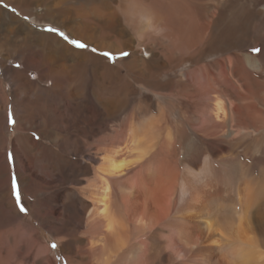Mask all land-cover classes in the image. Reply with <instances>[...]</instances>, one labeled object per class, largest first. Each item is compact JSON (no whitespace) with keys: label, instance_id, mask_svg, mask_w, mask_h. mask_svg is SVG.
I'll return each mask as SVG.
<instances>
[{"label":"bare ground","instance_id":"obj_1","mask_svg":"<svg viewBox=\"0 0 264 264\" xmlns=\"http://www.w3.org/2000/svg\"><path fill=\"white\" fill-rule=\"evenodd\" d=\"M179 1H172V7L176 8ZM4 6L29 16L34 24L64 30L70 38L92 46L93 51L73 50L54 35L18 20ZM191 7L188 41L194 44L205 24H216L208 13L207 19L198 14L197 4ZM166 8V0H0V203L11 194V166L31 215L33 207L28 198L53 191L59 204L58 219L63 222L58 230L71 239L61 246L62 250L79 245L77 251L87 253V257H79L81 262L152 264L147 236L157 231L169 232L160 242L156 257L161 264H183L188 260L207 264V251L194 249L210 240L216 245V252L224 255L221 264H264V207L248 215L256 199L264 198V182L255 191L256 184L245 183L237 195V205L244 207L243 215L225 223L217 216L222 204L213 207L215 215L210 212L215 179L209 157L204 162L206 173L196 167V152L184 154L180 163L186 170L183 173L177 160L173 163L176 166H167L170 159L165 155L169 157L168 147L172 145L156 142L159 135L157 130L153 132L152 121L138 128L129 125L122 136L124 142H117L120 132L115 125L110 135L102 134L103 118L115 119L118 111L126 107L117 97L122 90L121 86L117 90V82L131 80L140 89H149L158 96L169 87L170 84L162 85L151 77L158 62L179 53L165 23ZM212 9L208 6L206 11ZM257 12L264 19V4ZM135 45H143L140 52L135 51ZM123 49H129L130 55L124 60L119 58L113 67L101 56L102 52L120 55ZM151 56L153 62L148 61ZM259 58L242 64H259ZM119 65L133 77L122 75ZM159 67L167 70L169 65ZM168 73H163V78ZM210 95L208 118L214 124L225 122L228 116L223 100L215 91ZM10 117L15 119L11 141L6 136ZM212 128L208 129L209 134ZM165 132L169 137L168 129ZM68 184L76 188H66ZM34 186H38V192ZM9 203L0 211L10 210L23 231H34L30 220L24 222L14 212L13 203ZM54 222L52 217L45 220L49 229H53ZM250 222L255 227L252 235ZM78 225L80 228H76ZM241 228L249 230V236L239 233ZM56 240L60 241L57 237ZM221 241L227 246L222 247Z\"/></svg>","mask_w":264,"mask_h":264},{"label":"rangeland","instance_id":"obj_2","mask_svg":"<svg viewBox=\"0 0 264 264\" xmlns=\"http://www.w3.org/2000/svg\"><path fill=\"white\" fill-rule=\"evenodd\" d=\"M172 1L174 0H166L168 8L164 10L167 17L165 23L170 31L168 33L172 37L173 45L177 46L179 53L182 55L178 53L176 57L168 55L163 58L165 60L162 59L164 62H158L159 66L167 63L169 68L160 70V67L156 66L155 74L151 76L156 78L154 80L157 83L170 84L169 87L165 88V91H161L160 96H158L149 89H140L138 83L131 82V80L128 83L123 80L125 86L122 80L117 82L119 84L117 90L120 91L122 87L121 93L117 97L126 104V107L118 111L115 119L103 118L105 120L101 122L103 125L102 134L105 133L104 136L110 135L112 125H115L116 131L120 132L117 142H124L122 136L126 134L129 125L138 128L146 125L148 121H152L153 132L158 131L157 134L159 135L156 142H170L174 148L172 150V147H168L170 155L169 157L165 156L170 159V163L168 162L167 166L171 167L170 164L174 165L173 163L177 160L176 165L183 173L186 170L183 169L180 163L184 154L189 156L196 152L199 154L196 167L199 171L206 173L204 162L209 157L212 161L211 169L215 179V190L213 189V199L210 207L211 216L215 215V212H212L213 207L217 206L218 208L219 204H222V209L217 216L225 223H230L233 218L239 219L243 215L241 213L244 207L241 208L237 205L240 200V197H237L240 193L238 191L244 187L245 183L256 184L254 186L255 191L260 183L264 182V19L259 18L257 12L264 4V0H231L229 2L227 0H180L179 3L175 4L176 8L172 7L174 6ZM196 4L198 14L205 18L208 13L216 25L213 27L212 23L210 25L205 24L199 32L200 35L198 34L194 39V44H191L188 41L189 24L192 18L191 6H196ZM208 6H212L213 9L206 11ZM4 8L18 20L27 23L28 26L48 32L59 40L65 41L73 50L85 53L93 51L92 46L86 42L70 38L60 28L57 29L55 26L43 23H36V25L32 19L29 20V16L19 11H12L9 6H4ZM178 24H180V27L177 26ZM210 39L211 41H209ZM143 45H135V51L140 52ZM154 50L157 52L156 48ZM122 51H120V55L102 52L101 56L105 58L109 66L113 67L119 58L124 60L131 53L129 49L128 51ZM255 57H260L259 64L250 63L251 66H247L245 63L242 64L247 59L253 61ZM153 59L154 57L151 56L148 61L153 62ZM121 66H118L121 69V74L132 78L133 73L122 69ZM167 71H169L168 76L163 78V73ZM2 79L3 68L0 65V80ZM210 83V87H212L208 90L207 85ZM3 86L7 88L6 85ZM132 89L135 90L136 94ZM213 89L218 97L223 100L228 116L225 122L220 124H214L211 118H208L212 105L210 104L212 103L210 94L214 92ZM136 99L140 100L137 102ZM89 103L92 105L91 101ZM143 105H147V107ZM165 123L166 125H162ZM211 126L213 128L209 134L208 129ZM8 127L9 131L6 136L11 141L15 136L13 132L15 119L13 117L8 120ZM167 129L169 137L166 136L167 132L165 131ZM160 133H162V137ZM162 138L165 140L163 141ZM175 153L177 157H174ZM72 160H74L73 157ZM9 175L11 194L8 196L9 199L6 198L0 203V210L1 207L5 209L9 202L13 203L14 212L18 216H22L21 219L24 222L30 220L34 231L27 233L25 230L23 231L19 222H16V216L10 210L0 211V264H93L88 260L81 262L79 257L85 258L87 253L77 251L79 245L76 243L74 244L77 245L74 246L75 248H68L67 251L63 252L61 246H66L71 239L58 230L63 222L58 219L59 204L52 196L53 191H48V194L45 195H39L40 197L36 195V198H28L33 207V215H31L25 204L18 178L12 166ZM73 183H75V180H73ZM37 187L34 186L35 192L39 191ZM67 187L69 189L76 188L75 185L69 184ZM68 193L70 194L71 190ZM240 196L241 199H244L242 195ZM260 198L256 199L248 215L251 212L260 211L264 207V203H262L264 198ZM48 217L55 219V222L51 224L53 229H49L50 225L45 224ZM76 228H80V225ZM249 228H247L250 230L249 234H254V224L250 222ZM243 229L241 228L239 233H242ZM249 230L246 232L248 233ZM246 232L244 230L242 235L249 236ZM170 233L172 234V231ZM168 234L157 231L148 233L147 237L150 239L149 254L152 256V264H161L156 257L158 256L160 242L164 241ZM56 237L60 239L59 242L61 243L56 240ZM83 240V243H85L86 238ZM220 245L222 247L227 246L222 241ZM215 246L210 240L201 243L194 250L197 252L200 250L207 251L209 257L207 264H221L224 255L220 251L219 253L216 252ZM184 263L194 264L192 260Z\"/></svg>","mask_w":264,"mask_h":264},{"label":"snow or ice","instance_id":"obj_3","mask_svg":"<svg viewBox=\"0 0 264 264\" xmlns=\"http://www.w3.org/2000/svg\"><path fill=\"white\" fill-rule=\"evenodd\" d=\"M78 46H81L82 47L83 45H78ZM53 247H55V245H53Z\"/></svg>","mask_w":264,"mask_h":264}]
</instances>
